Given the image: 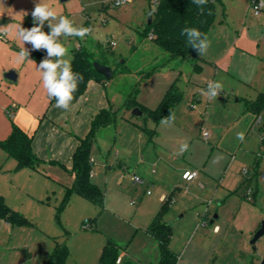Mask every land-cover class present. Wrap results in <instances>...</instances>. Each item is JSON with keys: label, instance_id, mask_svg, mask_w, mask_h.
Masks as SVG:
<instances>
[{"label": "rangeland", "instance_id": "obj_1", "mask_svg": "<svg viewBox=\"0 0 264 264\" xmlns=\"http://www.w3.org/2000/svg\"><path fill=\"white\" fill-rule=\"evenodd\" d=\"M39 2L0 0V26L31 28ZM44 2L75 26L92 29L84 39L62 37L66 59L82 48L116 70L105 89L114 122L97 132L92 146V181L105 200L99 207L69 195L75 176L60 167L16 171L0 148V196L26 219L14 225L0 218V264H48L57 246L68 248L65 264H99L109 242L126 253L120 264H159V242L149 228L160 211L177 264H263L264 235L254 244L252 239L264 223V111L256 115L247 102L264 93V10L256 14L251 0H220L202 60L170 61L144 34L155 0L121 6L117 0ZM43 30L49 32L47 22ZM24 46L35 63L15 62ZM45 56L14 34L0 35V136L12 122L38 128V114L50 103L37 70ZM10 71L16 81L5 77ZM209 81L223 84L214 100L199 92ZM173 84L182 93L173 122L132 115L130 99L155 109ZM241 132L243 141L237 139ZM179 165L199 177L183 181L182 170L174 171ZM134 175L143 183H135ZM163 193L174 202H162Z\"/></svg>", "mask_w": 264, "mask_h": 264}, {"label": "trees", "instance_id": "obj_2", "mask_svg": "<svg viewBox=\"0 0 264 264\" xmlns=\"http://www.w3.org/2000/svg\"><path fill=\"white\" fill-rule=\"evenodd\" d=\"M220 0H208L204 6L203 12L192 3V0H155L156 11L153 14L151 24H148L145 36L160 49L169 54L170 61L182 60L188 56H194L202 60L196 50L191 45L186 44V38L180 35L184 27H194L203 34L215 26L216 5ZM150 34H154L150 37ZM94 63H101L94 59L93 53L82 48L73 52L71 64L73 71L82 74L83 81L79 83L78 90L74 93L75 104L85 93L89 82H106L103 75L99 74L94 67ZM116 71V70H115ZM113 70V75L115 74ZM124 72V69L120 71ZM150 74V73H149ZM148 74V75H149ZM182 93L175 88L174 84L166 92L157 108L148 109L141 107L136 100V96L130 99V105L133 108L139 106L147 116L160 122L162 118L173 116L176 104L181 100ZM55 99H50V104H55ZM247 108L260 115L264 111V93H260L256 100L247 102ZM114 122V111L111 109L101 110L91 123V130L84 138H80V145L73 156L72 173L75 175L74 185L68 189V194H76L90 200L94 204L102 207L104 205L105 195L102 189L92 181V146L96 140L97 132ZM33 137L28 135L20 126L12 122L9 135L0 141V148L3 149L8 158L16 163L15 170L38 169L42 160L36 155L32 146ZM172 196L168 195L165 203L170 204ZM163 211H160L154 218L149 232L159 242L160 261L159 264H177L178 257L173 253L169 246L171 238L170 227L163 222ZM0 218L10 224H23L26 219L16 210L11 208L0 196ZM120 255V247L109 242L103 249L99 264H117V258ZM69 256L68 248L57 246L53 252L52 259L48 264H65Z\"/></svg>", "mask_w": 264, "mask_h": 264}, {"label": "clouds", "instance_id": "obj_3", "mask_svg": "<svg viewBox=\"0 0 264 264\" xmlns=\"http://www.w3.org/2000/svg\"><path fill=\"white\" fill-rule=\"evenodd\" d=\"M126 0H117V4H124ZM130 2V0H127ZM201 12L208 0H192ZM257 9L264 8V0H259L256 5ZM259 14V12H257ZM33 25L31 28H24L20 25L0 26V35H15L25 44H30L33 51L45 50L46 56L37 66V70L41 73L42 85L46 89L50 99H55V107L68 111L74 100V93L78 90L79 83L83 81L82 74L73 71L70 59L65 57L69 55V49L62 42V37H79L84 39L92 33L90 27L75 26L74 22L67 16L58 15L57 11L49 4L40 0L36 3L31 12ZM49 28V32H45V23ZM13 28L15 32L13 33ZM154 34H150V37ZM180 35L186 38V44L198 52L200 56H204L211 42L206 34L194 27H184L180 31ZM30 52L25 46L20 49L16 55L15 62L20 64L31 60ZM223 90V84L220 81H209L206 89H199L201 96L209 100L216 99ZM173 117L169 115L161 119L162 124H169ZM237 139L244 140V133H237ZM187 149V144L181 146V151ZM117 264H120V258H117Z\"/></svg>", "mask_w": 264, "mask_h": 264}, {"label": "crops", "instance_id": "obj_4", "mask_svg": "<svg viewBox=\"0 0 264 264\" xmlns=\"http://www.w3.org/2000/svg\"><path fill=\"white\" fill-rule=\"evenodd\" d=\"M203 60L204 62H206L205 59ZM212 63L216 67H220L215 62ZM108 84H109L108 82L104 83L94 80L89 82L88 88L85 91V93L79 98V100L75 104L70 106V110L68 111L56 108L55 104L49 103L43 114H40L39 112L38 116L41 119L39 126L36 129L33 128L32 124H28L26 122H23L24 124H21L23 126V129L27 130L28 133L32 132L31 136L33 137V142H32L33 150L36 153V155L42 160V164H46L47 166L50 167H60L64 169L67 173L74 175L72 173L73 156L80 145L79 139L84 138L88 135V133L91 130V123L94 117L101 110H107V109L112 110L113 109L112 106L114 107V105L108 99L107 93L105 92V89L108 86ZM153 121L156 122L154 119ZM171 122H173V119L171 120ZM5 128L6 129L3 130L4 132L3 136H0V141L4 140L11 131V127H5ZM152 132L155 133V131ZM9 159L10 158H8L7 160ZM230 160H231L230 156L226 155V161H228L227 163H229ZM13 162H14L13 164L14 167H16V163L14 160ZM91 162L92 164L96 163V159L93 157L92 154H91ZM204 166L207 167V165ZM176 167L177 168H175L176 170L174 171L178 172L182 170L183 181L190 182L199 177L198 171L194 170V168L193 169L188 168L186 165H179ZM188 171L197 173V175L192 180L184 179L183 176ZM91 176H93V172ZM167 196L168 194L165 193L161 195L160 198L162 202H165ZM173 199L174 197L172 196V201L174 202ZM220 202L221 201H219V203ZM119 257L121 259L125 258L126 253L125 252L120 253Z\"/></svg>", "mask_w": 264, "mask_h": 264}, {"label": "water", "instance_id": "obj_5", "mask_svg": "<svg viewBox=\"0 0 264 264\" xmlns=\"http://www.w3.org/2000/svg\"><path fill=\"white\" fill-rule=\"evenodd\" d=\"M65 1V0H63ZM152 18L153 17H150L149 19V24H151L152 22ZM94 67H95V70L103 75L105 77L106 80H110L112 79L113 77V70L111 67L109 66H105V65H101L100 63H94ZM5 77L9 80H13V81H16L17 80V74L14 72V71H10L8 72ZM132 115L136 116V117H146L147 114L141 110L140 107H136L133 109L132 111ZM218 216L216 215L214 217V219H216ZM211 223H214V220L211 221ZM264 235V223L262 224V226L260 227V229L256 232V234L254 235V238L252 239V243H256L257 240H259L262 236ZM25 256H26V259H31L32 255L29 254V253H26L25 252ZM264 264V262H263Z\"/></svg>", "mask_w": 264, "mask_h": 264}, {"label": "built area", "instance_id": "obj_6", "mask_svg": "<svg viewBox=\"0 0 264 264\" xmlns=\"http://www.w3.org/2000/svg\"><path fill=\"white\" fill-rule=\"evenodd\" d=\"M126 2H127V0H126ZM251 3H252L253 9H254V11L256 12V14H257V12H259L258 15H260V14L263 12L264 8L257 9L256 5L259 4V0H251ZM115 5H116V6H121L122 4L118 5L117 2H116ZM205 136H207V133H206ZM196 175H197V173H193V172L188 171V172H186V173L184 174L183 177H184V179L191 180V179H193ZM133 180L135 181V183H143V180H142L140 177H137V176H134Z\"/></svg>", "mask_w": 264, "mask_h": 264}]
</instances>
